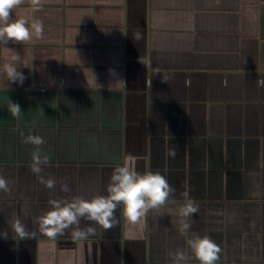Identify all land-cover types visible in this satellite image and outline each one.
Segmentation results:
<instances>
[{
    "label": "crops",
    "instance_id": "crops-1",
    "mask_svg": "<svg viewBox=\"0 0 264 264\" xmlns=\"http://www.w3.org/2000/svg\"><path fill=\"white\" fill-rule=\"evenodd\" d=\"M12 18L42 21L44 38L0 43V170L11 188L0 192V264H171L187 244L165 213L186 191L199 206L190 231L220 246L218 264H264V0H24ZM15 54L22 85L4 73ZM21 131L45 139L55 190L30 171ZM129 157L176 189L166 207L139 225L122 205L110 229L81 220L95 228L85 239L39 232L50 200L107 195ZM14 216L33 239L15 235Z\"/></svg>",
    "mask_w": 264,
    "mask_h": 264
},
{
    "label": "clouds",
    "instance_id": "clouds-1",
    "mask_svg": "<svg viewBox=\"0 0 264 264\" xmlns=\"http://www.w3.org/2000/svg\"><path fill=\"white\" fill-rule=\"evenodd\" d=\"M23 2L24 0H0V43L6 45L9 41L19 43L30 41L33 38H44L42 21L30 22L27 18H12L13 9ZM33 3L39 5L40 0H33ZM20 64H22V59L18 54H15L12 60L4 65V73L10 83L22 85L26 79L19 70ZM257 84L264 86V81L258 80ZM10 112L17 119L22 115L20 105L12 102ZM20 136L23 144L31 145L33 148L29 165L30 171L46 189L55 190L58 184L57 179L44 173V169L51 163L50 156L42 155L41 152V146L46 143L45 139L31 132L25 135L23 131L20 132ZM167 154L174 157L176 151L169 149ZM59 190L68 193L70 187L67 183H60ZM10 191V181L0 170V192L9 193ZM106 191L107 195H98L91 199L74 196L70 199L50 200L49 210L36 219L39 232L54 240L57 236L63 235L66 230L72 229L73 238L85 239L90 234H94L95 228L88 226L82 229L80 227L81 220L94 222L105 229H110L116 224L115 212L120 205L123 206V213L128 222L132 225H139L151 210L166 207L176 193V189L160 172H138L130 157L114 168ZM183 196L185 203L175 210L169 208L165 213L169 216H176L177 231L187 244V249L177 248L170 254L171 264H188L193 257L199 264H218L221 253L220 246L210 236H200L190 231L193 223L192 217L198 213L199 206L195 200L188 197L187 191L183 193ZM9 226L22 240L33 239L36 235L34 231L28 229L19 216H14ZM0 238L7 239L8 231H0Z\"/></svg>",
    "mask_w": 264,
    "mask_h": 264
}]
</instances>
